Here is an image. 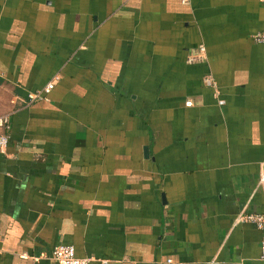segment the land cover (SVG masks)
<instances>
[{
    "label": "crops",
    "instance_id": "obj_1",
    "mask_svg": "<svg viewBox=\"0 0 264 264\" xmlns=\"http://www.w3.org/2000/svg\"><path fill=\"white\" fill-rule=\"evenodd\" d=\"M260 31L264 0H0V264H264Z\"/></svg>",
    "mask_w": 264,
    "mask_h": 264
},
{
    "label": "built area",
    "instance_id": "obj_2",
    "mask_svg": "<svg viewBox=\"0 0 264 264\" xmlns=\"http://www.w3.org/2000/svg\"><path fill=\"white\" fill-rule=\"evenodd\" d=\"M252 39L256 43L264 44V31L256 32L252 35ZM204 48L201 47L200 51L203 52ZM58 75H54L46 84L33 92H30L27 96V103H33L40 100H47V95L52 90L58 80ZM204 82L212 87H215L213 78L209 75L204 78ZM222 103V100L219 101ZM187 105H191V102H186ZM10 129V117L7 114L0 115V150H4L7 146L9 139ZM260 180L264 181V171L260 174ZM237 222H251L262 233L261 237V258L264 259V213H242L240 212L236 216ZM51 259L58 264H90V259L86 257H78L75 254V249L72 245H57L52 250Z\"/></svg>",
    "mask_w": 264,
    "mask_h": 264
}]
</instances>
